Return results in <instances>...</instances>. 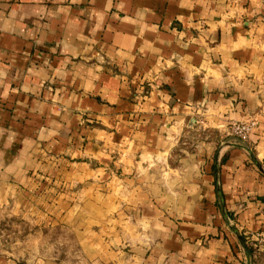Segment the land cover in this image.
Wrapping results in <instances>:
<instances>
[{
  "label": "crops",
  "instance_id": "0c3cea01",
  "mask_svg": "<svg viewBox=\"0 0 264 264\" xmlns=\"http://www.w3.org/2000/svg\"><path fill=\"white\" fill-rule=\"evenodd\" d=\"M8 217L84 264H264V0H0Z\"/></svg>",
  "mask_w": 264,
  "mask_h": 264
},
{
  "label": "rangeland",
  "instance_id": "374dc122",
  "mask_svg": "<svg viewBox=\"0 0 264 264\" xmlns=\"http://www.w3.org/2000/svg\"><path fill=\"white\" fill-rule=\"evenodd\" d=\"M73 232V225H40L3 218L0 251L23 260L47 258L56 264H84Z\"/></svg>",
  "mask_w": 264,
  "mask_h": 264
},
{
  "label": "built area",
  "instance_id": "2783aa9c",
  "mask_svg": "<svg viewBox=\"0 0 264 264\" xmlns=\"http://www.w3.org/2000/svg\"><path fill=\"white\" fill-rule=\"evenodd\" d=\"M256 126L255 121L247 120L245 122L234 123L228 127L229 134L239 141H247ZM256 245L264 246V233H257L252 237Z\"/></svg>",
  "mask_w": 264,
  "mask_h": 264
},
{
  "label": "trees",
  "instance_id": "16d2710c",
  "mask_svg": "<svg viewBox=\"0 0 264 264\" xmlns=\"http://www.w3.org/2000/svg\"><path fill=\"white\" fill-rule=\"evenodd\" d=\"M243 239L245 240V238H244V237H243ZM245 241H246V240H245ZM249 249H250V252H251V251H252V250H251V248H249Z\"/></svg>",
  "mask_w": 264,
  "mask_h": 264
},
{
  "label": "water",
  "instance_id": "95a60500",
  "mask_svg": "<svg viewBox=\"0 0 264 264\" xmlns=\"http://www.w3.org/2000/svg\"><path fill=\"white\" fill-rule=\"evenodd\" d=\"M237 140V139H236ZM237 141H239V140H237ZM240 143H244L243 141H239Z\"/></svg>",
  "mask_w": 264,
  "mask_h": 264
}]
</instances>
